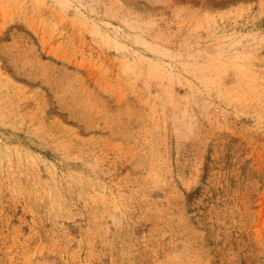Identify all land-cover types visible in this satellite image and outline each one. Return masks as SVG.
Here are the masks:
<instances>
[{
	"label": "rangeland",
	"instance_id": "1",
	"mask_svg": "<svg viewBox=\"0 0 264 264\" xmlns=\"http://www.w3.org/2000/svg\"><path fill=\"white\" fill-rule=\"evenodd\" d=\"M0 264H264V0H0Z\"/></svg>",
	"mask_w": 264,
	"mask_h": 264
}]
</instances>
